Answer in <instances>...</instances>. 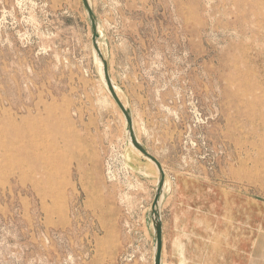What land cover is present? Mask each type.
Masks as SVG:
<instances>
[{"label": "rangeland", "instance_id": "1", "mask_svg": "<svg viewBox=\"0 0 264 264\" xmlns=\"http://www.w3.org/2000/svg\"><path fill=\"white\" fill-rule=\"evenodd\" d=\"M89 1L162 264H264V0ZM91 35L82 0H0V264H153Z\"/></svg>", "mask_w": 264, "mask_h": 264}, {"label": "water", "instance_id": "2", "mask_svg": "<svg viewBox=\"0 0 264 264\" xmlns=\"http://www.w3.org/2000/svg\"><path fill=\"white\" fill-rule=\"evenodd\" d=\"M83 7L87 13L89 22H90V28H91V43L92 47L99 58V60L102 63V74H103V79L105 81V85L113 98L114 102L117 104L119 109L121 110L124 118H125V129L128 132L129 140L133 147L137 149L144 157L152 161L157 170H158V179H157V184H156V189L151 205V211H150V217L152 221V227H153V236H154V252H153V264H162L161 260V253H162V222H161V214H160V202H161V197L163 194V188H164V183H165V176H164V171L161 166V163L159 160L154 157L152 154H150L145 147L137 140L134 128H133V122L130 114L129 108L125 107L124 104L121 102L119 99L114 85L112 83L111 77L109 75L108 71V65L103 57V54L101 50L99 49L98 46V30H97V21L96 17L93 13V10L91 8V5L89 3V0H82Z\"/></svg>", "mask_w": 264, "mask_h": 264}, {"label": "bare ground", "instance_id": "3", "mask_svg": "<svg viewBox=\"0 0 264 264\" xmlns=\"http://www.w3.org/2000/svg\"><path fill=\"white\" fill-rule=\"evenodd\" d=\"M89 3H90V1H89ZM90 5H91V3H90ZM93 50H94V49H93ZM94 54L96 55L95 51H94ZM96 56H97V55H96ZM97 59H98L99 73H100L101 79H102V81H103V83H104V85H105V81H104V79H103V74H102V63H101V61L99 60L98 57H97ZM111 80H112V83H113V85H114L115 91H116V93H117L119 99H120L121 102L124 104V106L128 108L127 103L124 101V98H123V96H122V94H121L119 88H118L117 85L114 83V81H113L112 78H111ZM105 87H106V85H105ZM106 89H107V87H106ZM107 90H108V89H107ZM108 92H109V91H108ZM109 94H110V93H109ZM126 133H127V138H128V140H129L128 132L126 131ZM136 137H137V136H136ZM137 140H138V139H137ZM129 141H130V140H129ZM132 146H133V145H132ZM136 150H137V149H136ZM137 151H138V150H137ZM138 152H139V151H138ZM139 154H140V152H139ZM151 162H152V161H151ZM152 164H153L154 168L156 169V171H157V173H158V170H157L155 164H154L153 162H152ZM158 174H159V173H158ZM163 190H164V188H163Z\"/></svg>", "mask_w": 264, "mask_h": 264}]
</instances>
